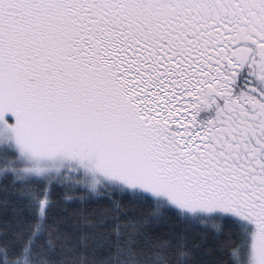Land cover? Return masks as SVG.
I'll return each instance as SVG.
<instances>
[{"label":"snow or ice","instance_id":"obj_1","mask_svg":"<svg viewBox=\"0 0 264 264\" xmlns=\"http://www.w3.org/2000/svg\"><path fill=\"white\" fill-rule=\"evenodd\" d=\"M0 264H264V0H0Z\"/></svg>","mask_w":264,"mask_h":264}]
</instances>
